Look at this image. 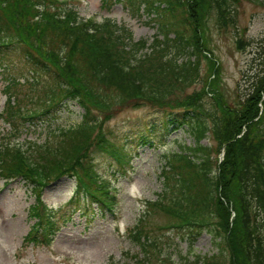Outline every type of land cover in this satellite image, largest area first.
Masks as SVG:
<instances>
[{"label": "trees", "instance_id": "16d2710c", "mask_svg": "<svg viewBox=\"0 0 264 264\" xmlns=\"http://www.w3.org/2000/svg\"><path fill=\"white\" fill-rule=\"evenodd\" d=\"M234 1L237 0H141L157 28L150 42L145 37L134 39L131 30L110 18L100 21L84 18L74 8L51 4V0H35L38 8L34 13L35 26L22 30L24 34L37 36L39 44L32 45L29 40L25 39L27 41L23 43L10 33L11 27L3 16L11 13L4 9L2 16L0 11V73L6 80L3 87L7 98L18 97L19 79L8 72L11 65L9 53L16 50L22 57L23 67L26 66L27 72L31 73L28 82L36 85L38 77L49 81L43 85L44 92L39 97L46 109L69 99L77 101L83 108L80 121L62 131V144L39 154L45 162L41 166L51 179L63 174L72 176L79 167L82 169L83 175L78 173L69 199L73 203L81 200L83 207L80 205L82 209L77 207V210L86 214L93 205L96 211L114 210L111 194L101 188L100 174L95 176L97 170L89 166L94 174L92 180L84 166V162L90 161L91 153L110 155L120 165L128 162L131 156L126 137L119 141L111 130H98L101 124L92 114L85 85L76 73L78 60L86 62L95 79L107 86L106 89L116 87L117 99L136 100L135 96L140 94L165 101L177 84L186 87L199 75L203 58L200 30V24L204 25L203 18L213 13L219 26L230 23ZM129 2L134 3L133 0ZM41 5L44 7L40 8ZM49 6H53V10ZM9 8L13 12L10 4ZM16 11L20 10L16 8ZM20 19H11L10 24L14 27L22 25ZM48 29L54 33L55 39L58 38V46L63 49L62 60L57 58L54 61L51 49L41 48L46 43ZM236 44L243 48L246 41L239 36ZM47 61L53 62V66ZM202 92L188 94L183 102L176 98L173 106L181 105V108L165 110L159 121L165 135L182 129L193 142L178 144L179 151L166 154L165 165L160 170L165 188L158 193L157 199L146 202L148 211L139 215L131 229L142 246L143 259L140 262L148 264L152 249H155V240L142 242V237H148V229L153 232L176 228L177 233L181 231L183 235H190L192 241L204 229L217 246L225 241L228 264H264V67L251 79L242 98L232 103L234 107L221 96H216L212 108H205L200 102ZM23 112L18 115L22 121L33 120L39 113L34 111L23 115ZM12 113L6 110L4 115L10 124L15 125L16 117ZM207 134L213 137L218 152L222 148L224 151L223 157L215 160V168L210 147L201 142ZM152 141L155 140L143 133L137 144ZM17 147L6 145L0 149V173L6 178L22 175L29 183L27 187L37 200L29 211L37 218V223L33 224L26 238L36 239L41 224H45L43 229L48 231L46 218L47 221L48 217L53 218L51 229L54 227L56 211L53 206L42 203L41 187ZM42 174L45 176L44 172ZM150 213H160L164 219L153 222L148 216ZM222 258L223 246L218 248L217 254L194 256L193 264H223L225 260ZM166 264L173 263L167 261Z\"/></svg>", "mask_w": 264, "mask_h": 264}, {"label": "rangeland", "instance_id": "374dc122", "mask_svg": "<svg viewBox=\"0 0 264 264\" xmlns=\"http://www.w3.org/2000/svg\"><path fill=\"white\" fill-rule=\"evenodd\" d=\"M133 2L51 0V4L74 8L81 17L93 15L97 20L110 18L131 30L134 39L145 37L150 42L157 31L156 24L147 15L141 0ZM21 4L24 6L21 7ZM232 4L233 19L230 23L219 26L213 13L203 18L204 25L199 23L203 34V58L199 75L186 87L177 84L175 90L164 98L165 101L140 94L135 96L136 100L117 99L116 87L106 89L107 86L95 79L86 62L78 60L76 73L85 85L84 90L89 96L87 103L92 114L101 124L98 130H111L119 137V141L124 136L129 144L128 152L131 156L123 165L117 164L110 155L95 151L91 153L89 161L103 178L101 188L111 186L112 190L108 189V192L113 193L116 203L114 211L107 208L96 211L97 208L93 205L88 209L89 212L83 214L84 212L77 210V207H83L81 200L79 203L69 201L77 179L75 173L83 175L80 167L72 176L63 174L52 179L42 168L41 164L45 162L44 158L39 157L40 152L62 144V131L69 130L80 121L83 108L77 101L69 99L46 109L39 97L43 95V85L49 81L38 77L36 85L28 82L27 78L31 80V73L27 72L26 66L23 67L21 55L16 50L6 52L11 59L8 72L18 77L19 83L16 87L18 97L7 98L3 87L6 80L0 73V149L6 145L18 146L20 156L41 187L39 194L42 203L53 206L56 211V224L51 229V217H48V231L43 229L45 224H41L36 239L26 238L33 224L37 223V218L30 215L29 211L37 200L27 187L29 183L27 184L25 177L19 175L6 178L0 173V264H141L142 246L131 229L139 215L144 210L148 211L146 202L157 199L158 193L161 194L165 188L160 170L165 165L166 154L179 151L178 144L184 142L188 145L193 142L182 129L164 134L165 129L159 121L162 120L165 110L178 109L181 105L173 106L177 102L176 98L183 102L188 94L199 91H204L200 102L205 108H212L213 103H216V96H221L234 107L232 103L242 98L250 87L251 79L264 67V0H237ZM43 7L41 5L40 8ZM16 8L20 11L17 12ZM48 8L53 10V6ZM4 9L11 15L5 14ZM36 9L35 0L0 1V11L3 12L2 16L5 14L3 17L11 27L10 33H14L23 43L29 40L32 45H38L39 39L34 34H24L22 30L27 26H35ZM18 18H21L22 25L14 27L10 24L11 19ZM4 33L10 34L6 31ZM239 36L246 41L243 48L237 47L236 39ZM45 41L41 48L51 49L54 61L57 58L62 60L63 49L58 46V38L55 39L50 29L46 31ZM47 62L53 66V62ZM1 69L0 64V71ZM260 100L257 101L258 105L261 104ZM22 109H25L24 112ZM6 110L13 112L16 117L15 125L6 120ZM34 111L39 113L33 120L22 121L18 117L22 112L24 115ZM143 133L155 141L138 145L137 139ZM201 142L210 147L215 168V160L223 157V148L218 152L210 134L202 138ZM47 160L51 161L50 158ZM85 163L84 166L88 167ZM148 216L153 222L164 219L160 213H150ZM177 231L179 232L176 228H163L153 232L148 229V237H140L145 243L155 240V249H152L148 264H166L167 261L173 264H193L194 256L217 254L218 248L222 246V259L225 260L223 264H228L225 241L217 246L205 229L194 241L190 235Z\"/></svg>", "mask_w": 264, "mask_h": 264}]
</instances>
